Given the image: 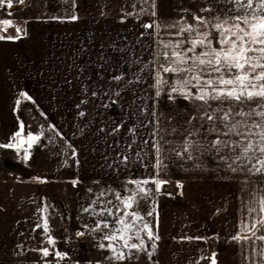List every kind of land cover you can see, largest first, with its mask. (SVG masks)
I'll use <instances>...</instances> for the list:
<instances>
[{"label": "crops", "instance_id": "1", "mask_svg": "<svg viewBox=\"0 0 264 264\" xmlns=\"http://www.w3.org/2000/svg\"><path fill=\"white\" fill-rule=\"evenodd\" d=\"M72 6L66 18L37 20L19 39L0 40V144L13 142L20 121L29 131L42 124L61 154L49 178L34 172L17 177L0 162V264H76L62 249L70 226L75 235L84 233L81 249L94 264H210L213 254L216 264H264L259 255L264 242L232 239L264 184L230 172L218 155L195 154L193 160L177 155L190 105L179 97L170 100L167 85L156 95L153 62L160 41L174 39L168 25L191 21L204 0H154V8L152 0H72ZM142 8L156 16L129 15ZM153 22L163 27H143ZM8 150L10 155L15 149ZM144 180L152 191L137 197L135 211L158 232L156 250L151 258L134 251L125 261L109 259V241H94L98 217L84 209L101 191L105 202L120 206L115 194L127 195L136 188L133 182ZM154 180L165 182L159 192ZM18 184L23 188L14 189ZM176 185L175 196L163 192ZM17 222L30 235L20 255L12 248ZM43 248L65 258H45Z\"/></svg>", "mask_w": 264, "mask_h": 264}, {"label": "snow or ice", "instance_id": "2", "mask_svg": "<svg viewBox=\"0 0 264 264\" xmlns=\"http://www.w3.org/2000/svg\"><path fill=\"white\" fill-rule=\"evenodd\" d=\"M25 2L18 0L20 5ZM142 3L147 4L149 0H142ZM5 7L12 9L13 0H0V8ZM199 11V15L191 14V21L181 18L168 25L175 29L172 33L174 39L160 41L162 50L153 62L156 95H161L162 87L167 85L170 100L179 97L190 105L188 118L182 121L187 125L184 129L186 139L177 155L186 154L189 160L197 159L195 154L218 155L230 172L256 177L257 183L264 184V0H204ZM144 14L156 16L155 11L143 8L129 15L138 17ZM13 26L12 20L0 19V31L6 32ZM143 27L158 30L161 25L153 22ZM16 32V37L0 35V40L19 39L22 30L18 26ZM164 74L171 76L165 79ZM114 79L119 80L120 77ZM24 134L25 125L20 121L19 130L11 138L13 142L0 144V148L20 151L26 144L30 149L41 140L43 131L38 135L29 132L26 138ZM210 136L213 137L211 140L208 139ZM155 147L159 153V145ZM27 149H24L25 158L30 155ZM152 182L157 192L165 183L160 180ZM76 183L73 181L74 185ZM133 183L136 188L129 194H115L120 206L111 200L105 202L106 193L101 191L92 205L84 209L98 217L92 231L103 233L102 239L109 241L107 247L112 253L109 259L117 262L131 258L134 251L144 252L151 258L157 247L155 241L160 239L158 232H154L144 217L135 211L137 197L151 194V189L143 187L149 181ZM97 201L100 202L98 210ZM41 211H46V208ZM43 229L48 232L46 218ZM262 229L264 191L259 198L249 201L247 218L241 221L238 234L232 239L264 242V234L257 235ZM48 242L55 245L51 237ZM99 246L105 247L103 243ZM40 251L45 258L50 255L58 260L65 258V254L59 251L48 248ZM259 255L264 257V247ZM207 259L210 264H216L214 254Z\"/></svg>", "mask_w": 264, "mask_h": 264}, {"label": "rangeland", "instance_id": "3", "mask_svg": "<svg viewBox=\"0 0 264 264\" xmlns=\"http://www.w3.org/2000/svg\"><path fill=\"white\" fill-rule=\"evenodd\" d=\"M13 4L14 7L12 9H7L6 7L0 8V19H10L14 23V26L9 27L6 32L0 31V35L16 37V26H18L22 30L21 36L31 22L45 19L54 21L60 18H66L71 15L73 8L72 0H26L23 5H20L18 0H13ZM9 13L11 14L9 15ZM161 27H163V25H161ZM33 126L34 130L32 131H29L27 125L25 126V138L29 132L33 135H38L43 131L41 140L33 144L30 149H27V145L25 144L20 151L15 152L14 150L12 152L11 150L10 155L8 148L4 150L0 149L1 166L3 170L14 172L17 177H23L24 179L31 175L30 172H34L41 177L49 178L53 175L54 164L61 162V154L52 136L50 133H46L42 124H35ZM24 149H27L30 153L27 158H25ZM13 160L14 162H12ZM5 162H11V164H5ZM15 163H19V165L17 166ZM13 187L14 189L23 188L19 184ZM99 187L101 188V186ZM17 198L22 199L20 196H17ZM18 206L21 207L22 204L19 203ZM145 209L146 206L143 205L142 211ZM74 230L75 229L71 228V226L67 227V230H65L66 232H64L65 234H63L62 237L63 252H66L67 256L76 264H94L95 262L90 263L91 259H89L86 252H84L85 249H81V246L85 248V241L82 235H75L76 233ZM81 230L83 231L84 229ZM12 232L13 250L18 255L26 253L27 240H30L28 231L21 227V222H17ZM96 234L97 235L94 236V241L101 242L103 240L102 233L96 232Z\"/></svg>", "mask_w": 264, "mask_h": 264}, {"label": "built area", "instance_id": "4", "mask_svg": "<svg viewBox=\"0 0 264 264\" xmlns=\"http://www.w3.org/2000/svg\"><path fill=\"white\" fill-rule=\"evenodd\" d=\"M179 186H172V187H164L163 188V192L166 193V194H169L170 196H175L176 193H177V190H178ZM88 258L91 259V257L87 254Z\"/></svg>", "mask_w": 264, "mask_h": 264}]
</instances>
